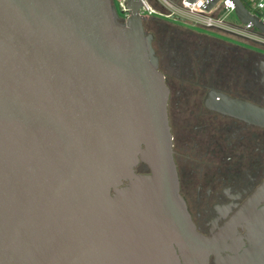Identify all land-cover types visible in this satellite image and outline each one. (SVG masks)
<instances>
[{"label":"water","instance_id":"95a60500","mask_svg":"<svg viewBox=\"0 0 264 264\" xmlns=\"http://www.w3.org/2000/svg\"><path fill=\"white\" fill-rule=\"evenodd\" d=\"M125 1L123 20L111 0H0V264H264V182L236 217L247 248L192 222L142 0ZM204 106L264 128L245 100Z\"/></svg>","mask_w":264,"mask_h":264},{"label":"flooded vegetation","instance_id":"af4514ba","mask_svg":"<svg viewBox=\"0 0 264 264\" xmlns=\"http://www.w3.org/2000/svg\"><path fill=\"white\" fill-rule=\"evenodd\" d=\"M143 29L169 90L173 158L191 220L202 235L229 230L226 243L235 238L247 248L246 223L236 217L264 182V128L212 111L204 100L214 90L264 108V54L157 17ZM136 173L148 169L140 164ZM263 207L264 200L255 208Z\"/></svg>","mask_w":264,"mask_h":264},{"label":"built area","instance_id":"2783aa9c","mask_svg":"<svg viewBox=\"0 0 264 264\" xmlns=\"http://www.w3.org/2000/svg\"><path fill=\"white\" fill-rule=\"evenodd\" d=\"M111 1L116 5L121 18L125 20L129 16L127 2L125 0ZM247 1L251 8L248 9L250 14L254 15L264 24V0ZM157 2L163 10L153 7L148 0H142V7L139 10L140 15L147 18L157 17L160 19L177 16L187 20L193 26L227 32L256 44H264V37L257 32L252 23L243 24V27H237L225 22L226 15L234 13V4L231 0H220L208 11L205 9V6L209 0H196L193 3L187 0H180L175 4L169 0H157Z\"/></svg>","mask_w":264,"mask_h":264},{"label":"rangeland","instance_id":"374dc122","mask_svg":"<svg viewBox=\"0 0 264 264\" xmlns=\"http://www.w3.org/2000/svg\"><path fill=\"white\" fill-rule=\"evenodd\" d=\"M118 13H119V11H118ZM118 15L120 16V13ZM162 20L169 21L170 23L177 24V25L182 26L184 28H188L192 32H195L198 34H204V35H207L209 37H213V38L219 39L221 41L231 43L233 45L240 46V47L246 48L248 50L264 54V50L261 49L258 45L254 44L253 42H251L245 38H242L240 36H235V35H232L230 33L222 32V31H218V30L206 29V28H201L198 26H193V25H190L187 20H184V19L179 18L177 16H174L172 18L162 19ZM225 22L227 24H230L233 26L243 27V24L238 21L237 17L235 16V14L233 12L226 15ZM205 134L207 136L209 135L208 133H205Z\"/></svg>","mask_w":264,"mask_h":264},{"label":"trees","instance_id":"16d2710c","mask_svg":"<svg viewBox=\"0 0 264 264\" xmlns=\"http://www.w3.org/2000/svg\"><path fill=\"white\" fill-rule=\"evenodd\" d=\"M148 1H149V3H150L153 7L157 8V9H159V10H163V8L159 5V3L157 2V0H148ZM169 1L175 4V3H178L180 0H169ZM242 2L245 4V6H246L248 9H251V8H250V4L248 3L247 0H242ZM115 8H116V10H117V12H118V9H117L116 5H115ZM118 14H119V13H118Z\"/></svg>","mask_w":264,"mask_h":264}]
</instances>
